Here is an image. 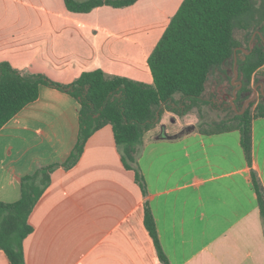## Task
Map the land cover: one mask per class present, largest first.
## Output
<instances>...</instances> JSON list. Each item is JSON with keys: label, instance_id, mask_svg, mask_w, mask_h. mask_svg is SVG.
I'll list each match as a JSON object with an SVG mask.
<instances>
[{"label": "crops", "instance_id": "0c3cea01", "mask_svg": "<svg viewBox=\"0 0 264 264\" xmlns=\"http://www.w3.org/2000/svg\"><path fill=\"white\" fill-rule=\"evenodd\" d=\"M182 2L137 0L78 13L65 0H0V62L65 84L96 69L152 84L148 58ZM213 108L183 116L165 109L144 135L146 194L125 167L112 126L96 131L73 167L52 173L30 215L26 264H163L145 226L147 201L170 264H264L251 175L253 168L264 187V117L253 120L250 167L239 131L201 132L196 114ZM79 117L73 96L41 86L39 98L0 129V201L21 197L23 176L68 159ZM0 264H10L3 250Z\"/></svg>", "mask_w": 264, "mask_h": 264}, {"label": "trees", "instance_id": "16d2710c", "mask_svg": "<svg viewBox=\"0 0 264 264\" xmlns=\"http://www.w3.org/2000/svg\"><path fill=\"white\" fill-rule=\"evenodd\" d=\"M137 0H65L69 11L89 12L101 5L126 7ZM236 30L246 32L244 49ZM256 34L252 49L250 39ZM237 59L238 79L233 106L229 99L219 100L209 94L208 84L215 69L230 80L231 91ZM148 63L153 83L126 76L109 75L102 69L83 72L65 84L43 73L21 72L8 61L0 62V129L27 104L37 100L41 86L66 92L80 104L78 140L68 159L62 163L40 166L21 179V197L15 202L0 201V250L10 264H26L24 241L33 232L30 215L49 187L57 168L69 169L80 159L89 138L111 125L116 144L126 168L135 173V180L144 194L147 186L139 166L144 135L161 120L165 109L180 116L191 109L212 105L226 112V117L212 125L200 126L205 134L239 131L241 145L250 167L253 166V120L264 117V94L250 102L253 84L264 83V0H183L169 25L151 52ZM261 89V86H260ZM233 91L231 92L234 96ZM218 100L217 103L214 101ZM264 226V187L257 173L251 170ZM145 226L153 238L158 257L170 264L161 245L155 218L147 201Z\"/></svg>", "mask_w": 264, "mask_h": 264}, {"label": "rangeland", "instance_id": "374dc122", "mask_svg": "<svg viewBox=\"0 0 264 264\" xmlns=\"http://www.w3.org/2000/svg\"><path fill=\"white\" fill-rule=\"evenodd\" d=\"M247 35L248 34H246V32L242 30H236V37L240 40H243V38L246 39ZM236 81H240V80L237 78ZM222 83H223V86L221 87ZM261 83L263 82L261 81ZM255 85H257V83L253 84L254 92H255ZM208 90H209V94L210 93L214 94L218 99L221 98L225 92L229 94L226 99L230 100L233 97L231 94L233 90L231 91L230 80H228L225 74H223V72H221L219 69H215L214 72L212 73L210 80H209V84H208ZM260 91H261L260 83H258V88H257L258 96L255 100L259 99ZM207 112L208 113H206V117L205 116L201 117V114H198V113L196 114L197 119H199V124L204 125L206 127L208 124L212 125L214 122L222 118H225L227 116L226 112L222 110L221 112H219V110L218 109L216 110L215 108ZM182 120L183 122H186L185 118H182ZM162 132H164L163 129H162Z\"/></svg>", "mask_w": 264, "mask_h": 264}, {"label": "water", "instance_id": "95a60500", "mask_svg": "<svg viewBox=\"0 0 264 264\" xmlns=\"http://www.w3.org/2000/svg\"><path fill=\"white\" fill-rule=\"evenodd\" d=\"M256 34H260V35H262V33H261L260 31H255V32L253 33V35H252V37H251V39H250V42H249V43H250V47H251V49H252L253 41H254V39H255ZM239 48H240V49H243V48H241V47H239ZM234 72H235V76H234V78H233V80H232V84L235 85L236 87H235V89H234V91H233L234 96L230 99V101H231V103L233 104V106L236 108L235 103H234L235 99L237 98L236 92H237L238 89H240V88L242 87V81H236V79H237L238 76H239L238 71H237V59H236V61H235ZM260 86H261V92L264 94V84H263V83H260ZM257 88H258V84L255 85V92H254L253 96L246 100V102L244 103V106H243V110H242L240 113H243V112L245 111L247 105H248L250 102L254 101V100L257 98V96H258Z\"/></svg>", "mask_w": 264, "mask_h": 264}]
</instances>
